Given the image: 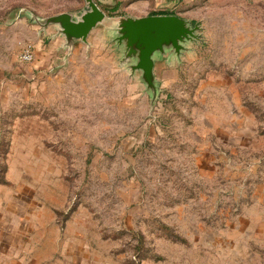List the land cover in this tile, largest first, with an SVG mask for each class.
<instances>
[{
    "label": "rangeland",
    "instance_id": "rangeland-1",
    "mask_svg": "<svg viewBox=\"0 0 264 264\" xmlns=\"http://www.w3.org/2000/svg\"><path fill=\"white\" fill-rule=\"evenodd\" d=\"M93 1L69 48L85 0H0V264H264V0L193 5L154 97Z\"/></svg>",
    "mask_w": 264,
    "mask_h": 264
},
{
    "label": "water",
    "instance_id": "water-1",
    "mask_svg": "<svg viewBox=\"0 0 264 264\" xmlns=\"http://www.w3.org/2000/svg\"><path fill=\"white\" fill-rule=\"evenodd\" d=\"M87 10L79 19L68 14L36 22L42 27L48 24L59 26V32L66 39V46L72 48L74 41L86 43L91 31L104 25L106 14L93 0H85ZM111 31L115 43L122 49L121 63L129 65L131 72H139L146 88L155 96L154 71L158 64H168L178 58L191 41L197 38L198 26L191 27L188 21L176 15L145 16L140 18L120 16L112 19Z\"/></svg>",
    "mask_w": 264,
    "mask_h": 264
},
{
    "label": "crops",
    "instance_id": "crops-1",
    "mask_svg": "<svg viewBox=\"0 0 264 264\" xmlns=\"http://www.w3.org/2000/svg\"><path fill=\"white\" fill-rule=\"evenodd\" d=\"M126 1V0H125ZM200 0H128L121 9L124 13L119 16L140 18L145 16L176 15L188 20L184 14L199 3ZM113 9V8H112ZM120 11L118 8L115 13ZM165 12L168 14L152 15V13ZM171 63V62H170Z\"/></svg>",
    "mask_w": 264,
    "mask_h": 264
},
{
    "label": "built area",
    "instance_id": "built-area-1",
    "mask_svg": "<svg viewBox=\"0 0 264 264\" xmlns=\"http://www.w3.org/2000/svg\"><path fill=\"white\" fill-rule=\"evenodd\" d=\"M33 55L32 48L30 46H26L21 50L19 60L22 63H29L33 60Z\"/></svg>",
    "mask_w": 264,
    "mask_h": 264
},
{
    "label": "trees",
    "instance_id": "trees-1",
    "mask_svg": "<svg viewBox=\"0 0 264 264\" xmlns=\"http://www.w3.org/2000/svg\"><path fill=\"white\" fill-rule=\"evenodd\" d=\"M158 14H168V13H165V12H155V13H152V15H158Z\"/></svg>",
    "mask_w": 264,
    "mask_h": 264
}]
</instances>
